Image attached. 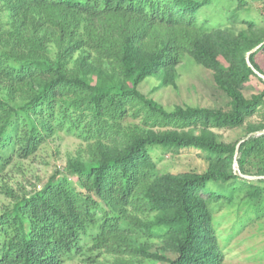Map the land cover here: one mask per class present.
Returning <instances> with one entry per match:
<instances>
[{"label":"trees","instance_id":"trees-1","mask_svg":"<svg viewBox=\"0 0 264 264\" xmlns=\"http://www.w3.org/2000/svg\"><path fill=\"white\" fill-rule=\"evenodd\" d=\"M239 1L215 20L213 0H0V193L12 200L0 213V264H60L89 229L90 250L115 264L223 263L215 210L239 190L264 198V132L238 147L214 132L257 113L247 130H264V43L247 59L264 24L240 17ZM185 58L212 71L228 109L167 108L141 91L154 75L175 86ZM255 79L263 87L247 96ZM62 131L84 139L86 155L33 193L10 186L7 168ZM158 146L199 148L209 166L158 173ZM235 161L262 177L241 176Z\"/></svg>","mask_w":264,"mask_h":264},{"label":"rangeland","instance_id":"rangeland-1","mask_svg":"<svg viewBox=\"0 0 264 264\" xmlns=\"http://www.w3.org/2000/svg\"><path fill=\"white\" fill-rule=\"evenodd\" d=\"M219 2L217 7L208 10L209 16L217 20L222 12L221 4L226 12L240 4L239 0H213ZM239 10L240 17L254 20L264 24V1L245 0ZM226 7H229L226 9ZM1 16V12H0ZM159 76L154 75L141 83L140 89L153 97L167 108L176 105L207 106L229 108V98L217 85L211 70L196 64L192 59L185 58L179 68V77L176 85L163 84ZM256 86L245 91L247 96L256 93L263 85L254 80ZM263 115L257 113L250 117L244 126L237 128L214 129L219 141L235 143L237 145L248 134V123L262 121ZM132 120V119H131ZM87 142L75 135L64 131L55 134L44 142L36 154L29 159L15 160L6 170V181L17 191L24 189L33 193L42 188L48 177L63 169L69 157L86 155ZM151 155L157 163L158 173L203 172L209 166V153L195 147L169 148L158 146L152 148ZM238 172L237 162L233 165ZM72 181L76 177L71 178ZM12 200L5 193H0V213L4 206L11 204ZM103 205V204H102ZM254 205L263 206L264 198L250 201L244 191L239 190L228 206L217 208L214 213V226L217 231L219 246L224 254L222 264H264V213L258 214ZM260 213V212H259ZM92 229L83 235L82 249L74 251L63 258L60 264H115L113 254L98 252L92 247ZM95 258V260H93ZM144 264H162L147 260Z\"/></svg>","mask_w":264,"mask_h":264},{"label":"water","instance_id":"water-1","mask_svg":"<svg viewBox=\"0 0 264 264\" xmlns=\"http://www.w3.org/2000/svg\"><path fill=\"white\" fill-rule=\"evenodd\" d=\"M263 43H264V41H263L262 43H260L259 45H257L256 47H254L252 50H250V51L247 53V59L249 58V55H250L254 50H256L259 46H261ZM248 63H249V65H251V63L249 62V60H248ZM258 74H259L261 77H263V79H264V75H262V74H260V73H258ZM263 132H264V130L256 131V132H252V133L248 134L243 140L247 139L249 136L256 135V134H260V133H263ZM243 140H242V141H243ZM242 141H240V143H241ZM240 143H239V144H240ZM239 144L237 145V147L239 146ZM238 173H239L241 176H243V177H245V178H247V179H258V178H261V177H262V176H258V175H246V174H243V173L240 172L239 169H238Z\"/></svg>","mask_w":264,"mask_h":264}]
</instances>
